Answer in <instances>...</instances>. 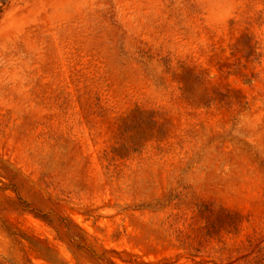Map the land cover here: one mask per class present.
I'll return each instance as SVG.
<instances>
[{"label": "rangeland", "instance_id": "374dc122", "mask_svg": "<svg viewBox=\"0 0 264 264\" xmlns=\"http://www.w3.org/2000/svg\"><path fill=\"white\" fill-rule=\"evenodd\" d=\"M0 264H264V0H0Z\"/></svg>", "mask_w": 264, "mask_h": 264}, {"label": "trees", "instance_id": "16d2710c", "mask_svg": "<svg viewBox=\"0 0 264 264\" xmlns=\"http://www.w3.org/2000/svg\"><path fill=\"white\" fill-rule=\"evenodd\" d=\"M3 2V1H2Z\"/></svg>", "mask_w": 264, "mask_h": 264}]
</instances>
